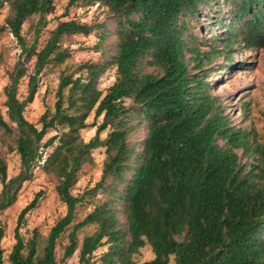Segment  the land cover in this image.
<instances>
[{"label": "trees", "instance_id": "obj_1", "mask_svg": "<svg viewBox=\"0 0 264 264\" xmlns=\"http://www.w3.org/2000/svg\"><path fill=\"white\" fill-rule=\"evenodd\" d=\"M96 2L113 15L116 46L101 49L110 30L98 32L95 48L101 60L87 61L61 76L55 110L44 113L38 130L24 112L37 94L42 73L70 58L61 39L89 36L104 25L60 21L48 44L37 52L35 43L29 46L22 36V26L32 16L40 17L38 26L46 25V17L55 12V0H0V9L10 6L7 25L22 54L36 57L28 97H17L19 82L26 76L24 62L5 89L8 117L21 131L16 138L21 172L9 179L0 158V212L14 204L37 167L56 178L67 206L39 259L37 235L25 242L21 233L27 215L43 197L39 192L19 215L10 263L58 264V240L75 221L77 207L91 205L93 211L73 225L60 264L77 252L79 231L92 225L97 228L83 241L80 264H91L94 253L106 245L103 264H137L135 257L146 246L155 257L143 264H264V146L255 141V131L232 125L222 99L210 93L212 71L206 69L219 54L217 45L230 67L234 44L264 43V0H69L67 8ZM227 6L231 20L212 17L216 27L225 25L224 38L213 35L207 44V39L192 34L194 21L202 24L201 18H211L208 12H222ZM112 69L115 82L100 89L101 78ZM92 114L94 123L89 125ZM90 126L97 128L96 134L85 142L81 132ZM0 127L13 134L1 112ZM142 128L143 137L134 140ZM49 131L56 135L43 151ZM49 148L52 151L46 153ZM99 149L106 154L101 179L73 196L71 191L95 164L93 154ZM241 149L245 163L237 153ZM2 240L0 230V264Z\"/></svg>", "mask_w": 264, "mask_h": 264}, {"label": "rangeland", "instance_id": "obj_2", "mask_svg": "<svg viewBox=\"0 0 264 264\" xmlns=\"http://www.w3.org/2000/svg\"><path fill=\"white\" fill-rule=\"evenodd\" d=\"M68 2L69 0H55V12L46 17V25L38 26L39 16H32L24 23L21 34L29 46L35 43L36 51L40 52L50 41L52 33L60 21H76L87 25H104V28L94 31L89 36L77 34L64 36L61 39L60 45L63 49L69 51L70 58L64 64L49 67L42 73L39 78L37 94L24 112L25 119L38 130L42 129L40 120L44 113L48 109L52 113L55 110L56 94L61 76L74 73L79 65L87 61L99 62L101 60L100 49L98 51L95 48L100 40L98 32H102L105 29L110 30L108 39H106L101 49H114L117 43V39L113 35V30L115 29L114 18L104 4L99 2L82 4L68 10ZM230 10L229 6L222 8V12H219L217 8H215L214 12L205 10L211 14V18H201L202 24H197L198 22L194 21V25L197 28L192 31V34L201 39H207V44H211L210 40L213 35L221 39L224 38L228 33L227 31L224 32L225 25L216 27V20H213L212 17L219 15L221 21L224 18L231 20L232 15L230 14ZM63 15L65 16L62 17ZM10 16L11 9L9 5L0 9V112L5 122H7L13 131L11 135L0 127V158L7 167L9 179L16 177L21 172V158L16 150V138L21 135V131L8 117L5 89L8 85L12 84L20 61L24 62L26 76L20 80L17 90V97L20 101H24L29 95V75L33 74L36 62V57L27 59L26 55L22 54V48L17 38L7 25V19ZM60 17L61 20H58ZM241 24L243 25V23L237 24V27H241ZM262 30H264V25ZM217 48L219 54L215 57L211 66H206L207 71H212L208 76V83L213 86L210 93L222 99L225 115L230 118L233 126L255 131L257 133L255 141L264 146V43L256 47H246L243 42L234 44L231 47L235 52L233 53V63L230 67L227 66L225 55L220 52L222 46L217 45ZM209 49V47H203V50L209 51ZM225 66L228 68L221 71L220 69ZM114 82L115 70H108L101 78L99 88L106 90ZM243 105H248L246 106V112ZM101 121L102 119L100 118L97 124ZM87 123L89 125L94 123V114L90 116ZM96 129L90 126L81 132V137L85 142L90 141L95 136ZM144 133L145 129L142 128L134 134L133 139H141ZM54 135H56L55 131L48 132L41 144V150L44 151L43 146ZM105 137L106 133H103L101 138L104 139ZM46 151L48 153L52 151V148ZM237 153L242 157L243 163H245L247 159L243 156V150H238ZM93 156L95 164L87 173L81 174L79 182L71 191L73 196L82 195L87 190L93 188L101 179L106 154L104 150L99 149L94 152ZM33 173V178L23 184L14 204L0 212V230L3 231L1 246L4 250V264H11L9 256L16 244L15 229L18 224L19 215L39 192L43 193V197L38 207L27 215L26 224L21 229L25 242H28L34 235H37L39 259L44 256V249L51 230L64 218L67 212V206L62 202L57 191L58 183L56 178L46 173L42 167H37L33 170ZM2 189L3 186L0 179V193ZM93 208L94 206L91 205H79L77 207L75 221L57 242L55 258L58 264H60L64 257L66 247L70 244L69 234L73 225L81 222L93 211ZM96 228L95 225H92L84 227L79 231L77 237L78 250L64 264H80L79 256L83 241L86 237L91 236L96 231ZM107 249V245L98 249L90 259L91 264H103V256L108 251ZM154 257L155 255L150 246H146L135 257V261L137 264H143Z\"/></svg>", "mask_w": 264, "mask_h": 264}]
</instances>
